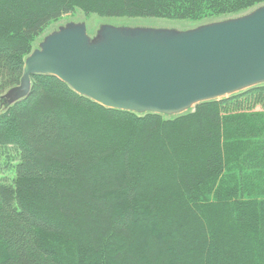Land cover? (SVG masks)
<instances>
[{"label": "trees", "instance_id": "1", "mask_svg": "<svg viewBox=\"0 0 264 264\" xmlns=\"http://www.w3.org/2000/svg\"><path fill=\"white\" fill-rule=\"evenodd\" d=\"M263 4L0 0V95L79 11L197 24ZM0 264H264V86L165 119L34 77L0 116Z\"/></svg>", "mask_w": 264, "mask_h": 264}, {"label": "water", "instance_id": "2", "mask_svg": "<svg viewBox=\"0 0 264 264\" xmlns=\"http://www.w3.org/2000/svg\"><path fill=\"white\" fill-rule=\"evenodd\" d=\"M66 22L25 58L0 116L26 100L36 76L53 77L99 106L173 118L264 86V4L191 29Z\"/></svg>", "mask_w": 264, "mask_h": 264}, {"label": "rangeland", "instance_id": "3", "mask_svg": "<svg viewBox=\"0 0 264 264\" xmlns=\"http://www.w3.org/2000/svg\"><path fill=\"white\" fill-rule=\"evenodd\" d=\"M227 18H230V17H227ZM222 19H226V18H221V19H218V20H222ZM69 21L70 22H75V23L84 22L88 26L90 32H95L96 29L98 30V28L101 25H129L128 27L151 26V27H158V28H173V29H176V30H186V29H191V28H194L196 26H199L200 24H203V23L189 24V23H183V22H179V21H167V20H160V19H156V20H142V19H133V18H123V19H113V20H109V19L102 18V17L97 16V15H85L83 12H80L79 11L74 16H68L66 18H63L60 21L56 22L54 25H52L34 43L33 49L35 48V46L38 45V43L40 42V40L46 34L52 32L58 26H61L64 23L69 22ZM204 23H206V22H204ZM257 111H259V110H257ZM174 118H176V117H173V118H170V119H174ZM165 119H168V118H165Z\"/></svg>", "mask_w": 264, "mask_h": 264}]
</instances>
